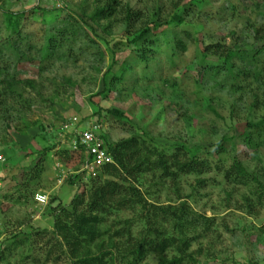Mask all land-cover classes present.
<instances>
[{
    "label": "rangeland",
    "instance_id": "374dc122",
    "mask_svg": "<svg viewBox=\"0 0 264 264\" xmlns=\"http://www.w3.org/2000/svg\"><path fill=\"white\" fill-rule=\"evenodd\" d=\"M104 1L0 0V65L15 80V91L5 98L0 76V231L2 248L15 247L0 264L75 263L53 233L50 209L69 206L89 184L91 176L80 171L84 157L71 155L64 162L61 154L71 148L77 128L93 124L113 143L139 130L169 154L178 146L198 149L211 171L177 181L154 172L142 183L145 198L154 204L185 201L200 216V226L187 232L198 264H264V134L251 127L264 119V107L256 102L264 88L245 77L233 85L232 77L201 58L202 49L218 42L248 59L263 48L264 0H121L146 12L159 9L161 21L169 23L138 47L130 42L144 23L131 20L127 29L122 19L110 25L91 20ZM185 3L189 11L180 24L174 16ZM8 12L19 14L13 26ZM61 30L69 38L47 49ZM8 35L21 53L5 47ZM179 38L185 49L177 46ZM259 60L262 67L264 53ZM28 80H35L33 87ZM113 109L127 113L130 121L114 116ZM219 142L222 153L215 154L210 148ZM43 159L40 178L28 184ZM234 161L262 186L252 179L244 186L228 185L222 170ZM37 193L48 196L47 204L36 202ZM128 220L134 234L143 229L137 212L120 211L106 217L102 231L109 232L103 238ZM146 264H157L156 257L150 255Z\"/></svg>",
    "mask_w": 264,
    "mask_h": 264
},
{
    "label": "trees",
    "instance_id": "16d2710c",
    "mask_svg": "<svg viewBox=\"0 0 264 264\" xmlns=\"http://www.w3.org/2000/svg\"><path fill=\"white\" fill-rule=\"evenodd\" d=\"M148 10L146 12L144 9H136L130 3L124 4L121 0H105L97 6L90 18L98 23L104 19L108 20L109 25L114 18L122 19L127 29L131 20L144 23L130 42L131 45L138 47L149 33L169 24L167 21H161L159 9ZM187 11H189L188 3L180 5L174 16L175 20L180 24L184 23V13ZM8 14L10 26H13L14 18L19 14L10 12ZM107 30L105 27L104 31ZM262 31L264 32V28ZM66 38H69L67 31L61 30L54 39L49 40L47 49L53 48L54 41ZM5 43L7 45L5 47L14 49L16 54L21 53V47L17 42L12 41L10 35L7 36ZM177 46L185 49L182 39L177 40ZM263 53L264 47L248 59L246 53L218 42L202 49L201 58L210 69L232 77L233 85L237 83L239 77H245L247 80H257L264 88V65L260 67L259 64V56ZM238 58L245 61L243 66L237 65ZM5 71L4 66L0 65V76L3 75L2 79L5 81L2 82L3 94L7 98L15 91V80ZM34 83L35 80L27 81L30 87H33ZM256 100L257 104L259 102L264 107V97L262 101ZM110 113L130 121L129 115L123 111L113 109ZM251 127L262 130L264 134V119L256 124L252 123ZM100 130L104 147L112 156L113 162L100 167L98 174L90 177L89 184L82 185V193L73 198L69 206L59 204L60 208H55V213L53 209H50L54 216L53 233L61 241L62 248H66L71 253V257L75 259L74 264H114L115 259H120L121 264H146L150 255L156 257L157 264H198L194 254L190 252L192 241L187 232L200 226V216L193 212L185 201L178 205L149 202L141 186L145 177L156 174L154 172H159L161 178L172 181L179 180L182 175H202L211 171L210 161L200 158L198 149H189L185 146H178L172 154L162 151L152 142L148 133L139 130L131 137L116 143L111 142L105 132ZM249 142L253 145L252 140ZM222 147L223 143L219 142L210 149L213 153L220 154ZM199 149L209 150L205 147ZM61 155L63 157L61 160L64 162H68L71 155L81 156L72 148L62 150ZM44 161L43 159L39 163L36 174L33 172L28 176V184L40 178L45 168ZM222 172L228 185L244 186L249 184L250 179L257 185L260 184L259 180L248 173L245 165L240 161H234ZM68 179L73 183L72 178ZM259 193L262 197V192ZM22 195L20 194L19 198H25ZM179 197L181 198L180 194ZM125 210L137 212L143 229L138 230V234H134L130 225L131 221L128 220L127 225L115 230L105 240L103 235L109 232V229L102 231L106 217ZM14 249L13 244L2 248L0 261H5L8 253L11 254ZM93 249H97L98 253L94 254Z\"/></svg>",
    "mask_w": 264,
    "mask_h": 264
},
{
    "label": "built area",
    "instance_id": "2783aa9c",
    "mask_svg": "<svg viewBox=\"0 0 264 264\" xmlns=\"http://www.w3.org/2000/svg\"><path fill=\"white\" fill-rule=\"evenodd\" d=\"M62 1V0H55ZM76 120V118H75ZM77 123V122H75ZM74 124V122L72 123ZM71 124V125H72ZM69 124L65 126L69 127ZM80 126V125H79ZM78 126V127H79ZM76 137L70 143V147L83 155L84 163L82 164V169L88 174V176H96L98 174V169L107 163L113 162L112 156L108 153L107 148L104 147V142L101 137V130L97 124L90 126H84L76 129ZM4 161L2 155H0V162ZM62 175L66 176L67 173L62 168ZM4 194L3 182L0 178V200ZM35 200L40 204H47L48 196L45 194L37 193L35 195ZM3 238L4 235L0 231V251L3 247Z\"/></svg>",
    "mask_w": 264,
    "mask_h": 264
}]
</instances>
